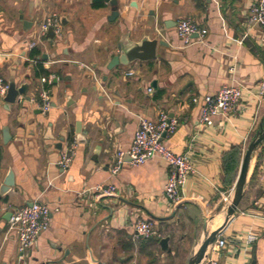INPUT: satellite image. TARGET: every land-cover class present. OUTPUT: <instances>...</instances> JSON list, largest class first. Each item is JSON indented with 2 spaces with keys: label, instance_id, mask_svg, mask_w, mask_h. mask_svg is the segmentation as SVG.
I'll use <instances>...</instances> for the list:
<instances>
[{
  "label": "crops",
  "instance_id": "0c3cea01",
  "mask_svg": "<svg viewBox=\"0 0 264 264\" xmlns=\"http://www.w3.org/2000/svg\"><path fill=\"white\" fill-rule=\"evenodd\" d=\"M118 2L119 16L111 22L112 7L93 0H0V73L18 88L28 84L32 98L20 96L21 103L8 106L0 94V189L14 175L0 200V264H19L18 236L9 222L33 202L48 206L52 219L27 264H170L165 259L175 260L177 247L187 264L203 236L204 213L214 216L210 233L225 222L243 157L264 119V46L261 30L248 19L251 5L263 0ZM52 14L62 24L53 40L41 31ZM189 18L208 33L186 47L177 24ZM121 38H158L165 45H158L154 61L122 67L116 79L106 66ZM228 84L245 88L237 111L201 126L204 98ZM44 90L51 107L39 113ZM161 111L179 120L164 139L168 149L182 155L191 146L193 171L185 201L176 207L165 196L171 168L161 157L126 163L117 175L111 169L131 146L140 117L155 120ZM74 140L75 156L64 172L61 151ZM102 183L117 193L95 199L92 188ZM246 184L220 236L227 247L217 251L215 243L205 264H264V142ZM140 220L154 223L160 237L138 239ZM168 236L172 253L160 247Z\"/></svg>",
  "mask_w": 264,
  "mask_h": 264
},
{
  "label": "built area",
  "instance_id": "2783aa9c",
  "mask_svg": "<svg viewBox=\"0 0 264 264\" xmlns=\"http://www.w3.org/2000/svg\"><path fill=\"white\" fill-rule=\"evenodd\" d=\"M249 24L252 28L258 27L261 30V44L264 46V0L263 2L253 3L249 10ZM62 24L56 14L49 15L43 22L42 34H47L50 28L54 29L56 36L62 31ZM208 31L203 29L195 20L181 19L177 24V35L182 40L184 46H190L195 42L197 37L201 42L205 40ZM234 68L230 69L233 72ZM129 75H133L131 72ZM48 81L44 78L43 82ZM9 84L3 80L0 73V94L5 96L8 92ZM245 88L242 84H228L223 86L215 94L206 96L203 100L201 117L199 124L201 126H211L213 118L219 115L229 117L235 113L241 103ZM264 95V85L261 90ZM41 97V110L43 113L51 107V97L44 90ZM194 102H198L195 98ZM179 126L177 118H171L168 113L161 111L155 120L146 117H140L137 133L132 141L131 146L124 151H120L112 166V174L117 175L121 167L129 163L138 166L146 163L156 156L164 159L169 168H171L169 177L166 182L165 196L172 206L176 207L185 201V185L188 181L189 173L193 171L189 164L191 146L182 155L174 154L165 144V138L174 135ZM76 141L74 140L67 148L61 151V158L58 166L65 172L69 168L75 156ZM130 160L127 161L126 158ZM117 187L112 184H99L92 188L95 199L100 200L103 197L113 196L117 193ZM51 209L39 202H33L29 206H24L16 210L10 219L9 226L17 232L19 242L18 263L27 264V255L30 250L36 246L39 236L47 232L51 227ZM135 235L138 239H153L160 237L154 223L140 220L135 225ZM253 237L249 238V243L253 242ZM217 251L227 247V241L221 237L215 242ZM211 264H219L217 261Z\"/></svg>",
  "mask_w": 264,
  "mask_h": 264
},
{
  "label": "water",
  "instance_id": "95a60500",
  "mask_svg": "<svg viewBox=\"0 0 264 264\" xmlns=\"http://www.w3.org/2000/svg\"><path fill=\"white\" fill-rule=\"evenodd\" d=\"M93 3L109 4L112 7V14L108 18L109 21L113 22L119 16L120 3L118 2V0H93ZM46 36L51 40H53L56 37L54 33V29L50 28ZM158 45L163 46L165 45V43L158 38H153V40L145 38L141 42H135V43L130 42L126 38H121L120 42L117 45L118 53L111 58L112 60L107 64L106 69L109 72H114L113 76L116 79H118L120 74L122 73L121 72L122 67H127L138 61L141 63L154 61L156 59V51ZM43 58H46V55H43ZM88 78L91 79L93 78V76L91 75ZM67 79L70 80L71 78L67 77ZM104 80H107V77ZM28 89H29L28 84L18 88L16 83L14 82L10 83L8 92L4 97L6 104L10 106L12 104L21 103L22 100L19 97L26 96ZM95 91H97V87L95 88ZM25 98H27V100L29 101L32 100L30 96H26ZM38 112L41 113L42 110H39ZM263 142H264V120L259 126V131L257 132L254 139L249 144L248 150L243 157L240 173L235 183L236 185L231 194L228 208L225 212V219H224L225 222L219 228H217L212 233H210L209 225L212 223L214 216L208 217L207 213L206 212L204 213L202 220L204 227L203 236L200 239L201 241L195 247L193 253L189 256L188 258L189 260L187 264H205L207 260L206 256L210 248L214 246L215 242L217 241V238L220 237L225 231V229L232 223V220L234 219L236 212L241 204L240 202L243 198L244 191L247 187L246 183L248 179L251 160L255 152ZM126 160L129 161L130 159L127 157ZM13 186H14V175L13 173H10V175L5 180L3 187L0 189V200L4 195L10 192V188H12ZM159 241L162 251L172 253V250L170 249L169 236L163 237Z\"/></svg>",
  "mask_w": 264,
  "mask_h": 264
},
{
  "label": "rangeland",
  "instance_id": "374dc122",
  "mask_svg": "<svg viewBox=\"0 0 264 264\" xmlns=\"http://www.w3.org/2000/svg\"><path fill=\"white\" fill-rule=\"evenodd\" d=\"M185 254L184 251H182V249H180L179 247H177L176 252H175V260H171V259H165L166 263H170V264H185Z\"/></svg>",
  "mask_w": 264,
  "mask_h": 264
},
{
  "label": "trees",
  "instance_id": "16d2710c",
  "mask_svg": "<svg viewBox=\"0 0 264 264\" xmlns=\"http://www.w3.org/2000/svg\"><path fill=\"white\" fill-rule=\"evenodd\" d=\"M264 120V119H263ZM238 153L237 149L235 148V151L233 152V154L231 155V157L234 159L236 154ZM237 164V163H236Z\"/></svg>",
  "mask_w": 264,
  "mask_h": 264
},
{
  "label": "bare ground",
  "instance_id": "6f19581e",
  "mask_svg": "<svg viewBox=\"0 0 264 264\" xmlns=\"http://www.w3.org/2000/svg\"><path fill=\"white\" fill-rule=\"evenodd\" d=\"M222 221V220H221ZM213 223V222H212ZM218 223V222H217ZM218 226V224H216Z\"/></svg>",
  "mask_w": 264,
  "mask_h": 264
}]
</instances>
